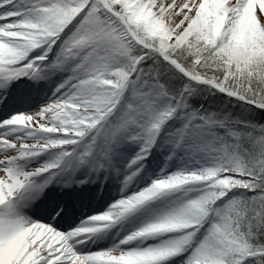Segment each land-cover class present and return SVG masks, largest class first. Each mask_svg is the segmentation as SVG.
Here are the masks:
<instances>
[{
  "label": "snow or ice",
  "instance_id": "1",
  "mask_svg": "<svg viewBox=\"0 0 264 264\" xmlns=\"http://www.w3.org/2000/svg\"><path fill=\"white\" fill-rule=\"evenodd\" d=\"M0 264H264V0H0Z\"/></svg>",
  "mask_w": 264,
  "mask_h": 264
}]
</instances>
